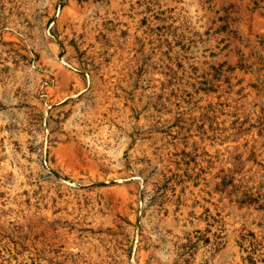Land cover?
Returning <instances> with one entry per match:
<instances>
[{
  "label": "rangeland",
  "instance_id": "rangeland-1",
  "mask_svg": "<svg viewBox=\"0 0 264 264\" xmlns=\"http://www.w3.org/2000/svg\"><path fill=\"white\" fill-rule=\"evenodd\" d=\"M0 264H264V0H0Z\"/></svg>",
  "mask_w": 264,
  "mask_h": 264
}]
</instances>
